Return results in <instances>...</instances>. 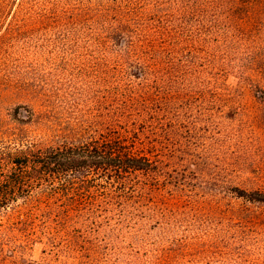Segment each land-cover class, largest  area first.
I'll list each match as a JSON object with an SVG mask.
<instances>
[{
  "label": "rangeland",
  "instance_id": "1",
  "mask_svg": "<svg viewBox=\"0 0 264 264\" xmlns=\"http://www.w3.org/2000/svg\"><path fill=\"white\" fill-rule=\"evenodd\" d=\"M232 10L215 9L222 14L214 18L217 23L240 29L220 40L221 48L241 56L264 46V35L255 31L264 24V6L249 10L248 16H228ZM205 20L202 15L190 17L187 25L197 32L190 33L189 46H183L184 42L179 46L188 47L189 54L195 52L199 59L206 56L209 43L200 33ZM245 28L250 33L243 34ZM78 37L73 24L54 6L43 1L0 0V195L7 201L0 205V264H87L74 258L60 239L52 242L40 230L29 233L38 219L30 216L35 205L24 202L27 196L72 195L76 189L36 186L30 192L22 181L15 183L18 168L10 162L28 142L44 147L61 140L90 141L106 131L112 73L91 47L76 43ZM200 70L198 76L206 79ZM186 77L192 85V75ZM196 82L183 102L181 83L174 84L172 131H159L160 140L173 153V170L193 183L189 196L176 192L186 215L179 214L178 227L171 229L190 238L187 243L169 244L173 256L167 264H264V202H249L227 189L232 184L264 192V124L260 119L264 103L254 96L256 88L236 83L233 75L216 80L213 95L202 90L204 81L198 78ZM224 82L231 88L225 90ZM152 193L154 200L168 196L162 189ZM27 214L28 221L22 222ZM208 214L220 223L206 219ZM110 229L99 235L106 237ZM144 232L156 241L155 235L159 241L167 236L154 220Z\"/></svg>",
  "mask_w": 264,
  "mask_h": 264
},
{
  "label": "trees",
  "instance_id": "2",
  "mask_svg": "<svg viewBox=\"0 0 264 264\" xmlns=\"http://www.w3.org/2000/svg\"><path fill=\"white\" fill-rule=\"evenodd\" d=\"M41 1L57 8L73 24L79 34L76 43L91 47L99 61L104 60L112 82L106 131L90 141L61 140L44 147L28 142L11 157L18 168L15 183L23 182L30 192L36 186L76 189L72 195L27 196L24 202L35 205L30 216L38 219L29 233L40 230L52 242L60 239L74 258L87 264H134L135 260L137 264H167L173 256L169 244L187 243L190 238L189 233L179 236L171 230L178 227L177 216L186 215L176 192L189 196L193 185L173 170V153L160 140L159 131H172L174 84L181 83L183 102L191 94L190 86L198 85L196 79L204 81L202 90L213 95V83L233 75L236 83L256 88L254 96L264 103V85L260 84L264 83V46L232 56L219 44L239 31V26L229 29L214 20L222 16L215 12L217 8L241 11L232 10L228 16H248L249 10L263 7L264 0H20ZM199 15L208 19L200 29L209 39L202 59L183 47L197 32L188 27V20ZM246 30L241 32L250 33ZM255 31L264 35V24ZM198 66L206 79L198 76ZM192 69L198 72L192 74ZM188 73L192 85L186 81ZM224 84L225 90L231 88ZM260 119L264 124V112ZM227 187L249 202H264L263 191ZM160 189L168 196L152 199V192ZM4 202L0 195V205ZM28 215L22 222L28 221ZM205 218L220 223L210 214ZM153 220L160 225V233H167L160 241L158 235L156 241L144 232ZM105 228L111 232L100 236Z\"/></svg>",
  "mask_w": 264,
  "mask_h": 264
}]
</instances>
